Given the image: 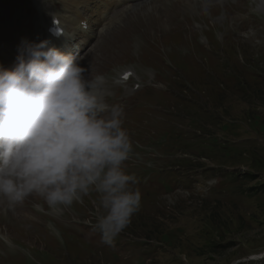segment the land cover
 Here are the masks:
<instances>
[{"label":"rangeland","instance_id":"374dc122","mask_svg":"<svg viewBox=\"0 0 264 264\" xmlns=\"http://www.w3.org/2000/svg\"><path fill=\"white\" fill-rule=\"evenodd\" d=\"M112 1L78 56L92 65L100 50L95 69L124 88L134 144L126 170L142 184L139 210L109 245L92 227L95 194L59 214L29 198L1 211L0 233L14 247L0 243V264H264L253 259L264 252V0H216L213 9L215 0H192L196 9L168 0L182 11L166 14L156 32L150 17L165 0H144L123 21L132 4ZM143 3L146 12H136ZM68 5L0 0V66L22 42L47 39L48 21L68 16ZM183 8L200 15L186 19ZM73 35L75 46L86 40Z\"/></svg>","mask_w":264,"mask_h":264},{"label":"clouds","instance_id":"9594fccd","mask_svg":"<svg viewBox=\"0 0 264 264\" xmlns=\"http://www.w3.org/2000/svg\"><path fill=\"white\" fill-rule=\"evenodd\" d=\"M105 83L48 39L22 42L14 64L0 68V211L38 197L59 214L95 194L92 227L102 242L126 229L141 202L126 170L134 144L123 106L105 99ZM0 243L14 247L6 235Z\"/></svg>","mask_w":264,"mask_h":264},{"label":"bare ground","instance_id":"6f19581e","mask_svg":"<svg viewBox=\"0 0 264 264\" xmlns=\"http://www.w3.org/2000/svg\"><path fill=\"white\" fill-rule=\"evenodd\" d=\"M69 5L67 6L66 10H68L70 12V14L68 16H62L61 17V23L59 22V26L61 27V24L63 23H68V25L72 26L73 30L74 31H77L78 29H80L81 26L85 25H99L100 21L101 20H97V15L99 14V16H101L102 14V11L99 9V7L97 5L99 4H103L102 6L104 8L107 7V1L106 2H102L103 0H65ZM126 1L125 3H131V2H137V1H140V0H124ZM158 0H152L150 3H154V2H157ZM189 2V9L193 8L196 9L198 8V3H193L192 0H186ZM195 1V0H194ZM149 3V4H150ZM141 2H138L134 5V7H137L139 8ZM144 4V3H143ZM200 4V3H199ZM91 5H93L92 7H90ZM148 5V4H147ZM169 5V7H168ZM71 6V7H70ZM146 5H142L140 8V10H135L136 12H140L141 14L145 13L146 12ZM215 6H219L218 5V2H215L210 6L212 9L215 7ZM223 7H227L226 4H223L222 5ZM175 7V8H174ZM182 5L180 3H176V4H172V2H168V0H165L164 3H161L160 5H158L157 3V6L154 7L155 9V15L150 17L152 22L155 23L154 25V31L156 32V24H159L163 18L166 16V14L170 13L172 10H176L178 13L180 11H182ZM80 9H83L85 11L84 14H80L79 13V10ZM150 9V8H149ZM184 9V8H183ZM216 9V8H215ZM232 9V8H231ZM132 11H128L126 12L125 16L122 17L120 20L123 21L126 19V16L131 13ZM134 12V11H133ZM152 12V11H151ZM50 14H53V12H50ZM171 14V13H170ZM173 14V13H172ZM94 15H95V19L93 21V18H94ZM181 15V14H180ZM197 15H200L199 12H196V14H192L190 12V10H185L184 9V16L186 19H190L191 17L193 18L194 16H197ZM202 15V14H201ZM170 16V15H169ZM54 17L57 18V16L55 15ZM167 17V16H166ZM170 18V17H169ZM183 18V17H182ZM144 19V18H143ZM166 19V18H165ZM181 19V18H180ZM185 19V20H186ZM147 20L148 18H145L144 21H145V24H147ZM169 20V19H168ZM193 20V19H192ZM164 22H167V21H164ZM165 24V23H164ZM169 25V24H168ZM159 27V26H158ZM62 28V27H61ZM82 28V27H81ZM83 29V28H82ZM83 31H86L83 29ZM153 31V32H154ZM135 34V33H134ZM137 35V34H136ZM131 37V36H130ZM136 37V36H135ZM134 38V37H133ZM137 39V38H136ZM130 41V40H129ZM131 42V41H130ZM139 42V41H138ZM137 45V43H135ZM134 44V45H135ZM133 45V46H134ZM130 47V46H129ZM18 54H14L12 56V58H16ZM102 55V52L100 50H97L96 52V56L95 58L99 59V57H101ZM97 59H94V62H97ZM12 65L9 66V68L11 67ZM131 78L128 79V82L130 81ZM9 216L5 215V218H7ZM11 218V217H9ZM15 219V218H13ZM62 224L64 223L63 221L61 222ZM1 225V224H0ZM1 234V233H0ZM261 256V255H260ZM260 256H255V257H260ZM263 258H264V253H263ZM256 259V258H255Z\"/></svg>","mask_w":264,"mask_h":264}]
</instances>
